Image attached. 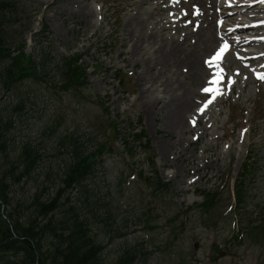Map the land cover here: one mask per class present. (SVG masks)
<instances>
[{
    "label": "rangeland",
    "instance_id": "obj_1",
    "mask_svg": "<svg viewBox=\"0 0 264 264\" xmlns=\"http://www.w3.org/2000/svg\"><path fill=\"white\" fill-rule=\"evenodd\" d=\"M110 3V4H109ZM113 1L108 0L104 5L100 0H20L16 8L20 9V14L17 19H14L4 31H0V36L3 39V44L12 47L20 52L23 45V41H28V47L25 49V54L27 56H33L35 60H38L41 56L38 51L40 47H46L51 49L54 57H73L77 53L82 56L87 55L88 52L94 57L98 56L101 62H107L110 56V59L117 63L116 55L128 52V44L123 45L122 41L123 36V27L122 23L124 22L125 13L121 15V20L119 26L113 24L115 21V15L113 10ZM88 5L93 12H89L86 8ZM106 11L108 14L105 17ZM106 20V21H104ZM107 22L111 25V31L107 33L109 27ZM43 26L47 28L43 32ZM114 39H117V44L114 43ZM41 40V43L38 41ZM108 46L104 48V44ZM109 43L112 45L110 46ZM146 50H142L136 56L135 62L136 66L128 67V72L134 77L144 71L142 63V54ZM19 63L21 59H18ZM119 60V59H118ZM16 63V64H17ZM93 64V59L86 57V64ZM10 62H8L5 57H0V66L1 68H7ZM25 64V63H23ZM166 69V68H165ZM154 72V71H153ZM146 73V70H145ZM7 74L3 72L0 74V119H6L12 115L14 109L20 103L30 102L29 97L34 100L35 94H38L39 86L36 84V79L32 78L25 81V85L20 83H13L12 90L7 91L3 86L7 83ZM61 74L55 76V81L58 83ZM165 76H168V73L165 71ZM181 79V78H180ZM94 78L90 77V83L94 82ZM181 81V80H180ZM189 78L183 79V88L188 89L186 85ZM92 94L84 98L85 107H82L78 111V126L79 134L77 136L88 139H93L94 136L101 137L105 142H108V146L105 149L104 153V165L103 169L97 165L96 175L91 182V200H85L84 203L87 204V210L90 215L94 213H103L107 215L108 213L119 217V213L125 212L124 206H121L123 203H131V195L138 189H142L144 184L139 183L134 185V190L128 191L124 189V197L120 200L118 188L115 187L114 183L117 179L120 172V163L122 158L115 154L119 150L121 139L115 138V132L110 128V122L114 120V112H116V122L123 121L127 116L132 115L133 113L127 112L129 106L124 100H119L116 104L113 101L117 100V97L107 101L96 103L95 98L98 95L96 90V85L93 83L91 86ZM140 85L134 94L135 97L138 96L140 91ZM248 94V91H246ZM133 98V95L130 94ZM237 92L231 98L230 102L238 105H242L240 102L236 101ZM226 104V102H224ZM57 107V104L54 105ZM138 113H142L139 108L140 105H136ZM109 107V110L105 108ZM158 106L155 111H157ZM27 113V112H26ZM24 113V115H26ZM23 115V116H24ZM143 115V113H142ZM145 115V112H144ZM38 117V115H37ZM146 117V115H145ZM151 119V118H150ZM147 121V125H151V130H149L148 135L151 138L155 146L161 148L165 143H168L169 146L174 141V137L171 134V131L164 133L159 124L155 123L153 126L154 120ZM43 119L39 120V125ZM38 121V118H37ZM34 124L32 120L31 125ZM45 122L43 126H45ZM167 127V126H166ZM35 124L31 132H34ZM256 128L259 129V133L254 140L250 142V149L256 150L260 153L258 159H261L260 162V173L253 182L252 189L248 196L251 205L254 207H259L263 209L264 207V124H256ZM91 132L93 135L88 134ZM263 135V136H262ZM155 137V138H153ZM116 139V141H115ZM117 142V143H116ZM241 142H238L236 145L239 146ZM245 145V144H244ZM112 148L114 154H112ZM99 145L89 142L85 145V150L89 153L97 151ZM225 149V148H224ZM242 149V148H240ZM222 150V149H221ZM191 151V150H190ZM226 153V152H223ZM246 151L243 149L236 160L229 161L227 159L225 162V168L222 169L221 180L217 182L216 180H211V178L204 175L203 182L200 181V189L208 193L214 188L215 184L224 185L228 187L230 183L237 181L238 175H236L235 170L239 168L240 163L243 162V158ZM12 154V151L10 152ZM171 154V155H170ZM170 155V161H180V156L175 154V151L168 152L167 156H164L163 160L161 157L159 160L166 164L168 162V156ZM201 150L199 152L191 151V156L195 159L197 165L202 166L203 162L200 158ZM234 159V158H233ZM65 163L71 162V159L64 155L61 158ZM182 162V161H181ZM58 164V162H56ZM70 164V163H69ZM44 165H48V162H45ZM53 174L51 180L47 181L46 175L43 174L41 170L36 171L33 174V180L29 184L14 185L13 181H9V189L7 190V208L6 212L15 213L16 217H25L27 218L33 211L30 206L35 202L36 195L39 194L42 189H50L52 195L55 194V190L59 184H61L63 172H59L56 168L55 163ZM183 166L184 163H182ZM62 170L67 169L65 165L62 164ZM102 169V170H101ZM215 170L213 167L212 172ZM66 171V170H65ZM104 172L105 177L102 176ZM241 167L239 175H241ZM181 175H185L177 179V183H180L181 180L187 181L190 176L181 171ZM196 176V175H195ZM205 182V183H204ZM150 186H144V189L147 191L143 192L147 194V201H143L145 205H148V211L145 216L136 217V225H133L139 231L147 225V227L152 226L151 229V241L149 246L153 248L163 247L167 249L169 246H176L178 243L183 242L184 250L188 253L192 252V247H194L193 258L195 264H264V253L260 252L256 246L252 248H247L246 250H236L235 254L231 256L229 252H226L220 256L216 254L213 256V259L210 263H207L205 256L209 252L210 246H215V242L212 243V233L215 230H219L216 223L210 221L211 216L220 219L222 215H227L230 211L231 203H224L219 207L213 205L208 213L201 215V212H184L190 207L191 198L189 194L178 195L180 194V189H184L186 184H177V188L165 187L157 191L159 187L157 183L150 179ZM203 187L208 189H203ZM134 191V192H133ZM141 193V192H140ZM85 196H83V200ZM167 200V202H166ZM185 201V202H184ZM156 202H161V205L156 208ZM108 203L109 207L106 208L105 204ZM138 206H143L141 203L136 204ZM141 207V208H143ZM219 208L218 216H215L217 211L216 208ZM2 211V209H1ZM222 214L220 215V212ZM93 213V214H92ZM102 215V216H105ZM114 219V222H120V225H116L114 228H107L106 231L110 234L111 239L109 242L108 253L109 260L116 261L122 251L131 246L128 245L125 240H118L114 237L118 234L127 233L129 228L125 229L126 224L123 222L122 218ZM165 217L164 220L162 218ZM127 218V217H126ZM125 218V219H126ZM139 218V220H138ZM233 214H229L227 217L228 221H232ZM260 223H264V216L261 217ZM223 226V225H222ZM229 226V225H228ZM102 228V227H101ZM100 228V229H101ZM24 229V227H21ZM95 228L93 233H97L100 236H103L102 230H97ZM132 242V241H131ZM212 243V244H211ZM196 245L198 248L195 250ZM73 248L85 249L82 243L79 241L78 245L74 242L72 243ZM227 251L228 249L225 248ZM158 250H152V253H155ZM165 256V255H164ZM219 256V257H217ZM159 262V253L151 255L149 259V264H157ZM48 264V263H47ZM166 264H172L168 262Z\"/></svg>",
    "mask_w": 264,
    "mask_h": 264
},
{
    "label": "bare ground",
    "instance_id": "obj_2",
    "mask_svg": "<svg viewBox=\"0 0 264 264\" xmlns=\"http://www.w3.org/2000/svg\"><path fill=\"white\" fill-rule=\"evenodd\" d=\"M216 0H210V6L215 5ZM198 3L197 0L194 1V4ZM162 5V2L158 4V7ZM238 14H240V20L245 17L250 19H260L261 14L264 13V7H238ZM151 23L149 18H144L142 16L130 18L128 21L127 27L130 32L137 33L139 37L137 38V43L145 40L146 43H150L153 46H158L157 48H162L163 46H171V49L174 50L175 55L168 56L164 62H172L173 65L181 70L186 71L188 75L192 77V80L197 82V86L200 89H208V86L202 81L203 75L208 71V66L205 65L204 62L199 61L200 53H208L207 51L212 47L213 43L216 42V37L213 32L209 35V37L202 36L198 39L199 45L196 47H191L188 50H183V45L180 44L179 38H164L162 36H158L154 30L150 33L148 32V26ZM245 28L240 29L239 31H244ZM255 31L257 33H261L264 31V25L259 27H255ZM248 33V32H244ZM207 41L208 45L204 48L203 39ZM135 39L134 35H130V41L133 42ZM240 43L243 44H253V47L256 48L257 52L255 56L249 57L248 61L255 65H261L264 70V40H259L255 42H246L244 40H240ZM137 51H139V47L133 43L131 47V54L134 55ZM250 55V54H248ZM247 74H249L247 72ZM264 77V75H263ZM194 107L193 100L184 99V96L177 98L175 101H172L169 106L166 107L165 112H167V116L165 120L171 129L179 134L184 136V134L189 130V124L186 121H193L196 118H199L204 114L202 111L193 112L190 117H187V114Z\"/></svg>",
    "mask_w": 264,
    "mask_h": 264
},
{
    "label": "snow or ice",
    "instance_id": "obj_3",
    "mask_svg": "<svg viewBox=\"0 0 264 264\" xmlns=\"http://www.w3.org/2000/svg\"><path fill=\"white\" fill-rule=\"evenodd\" d=\"M227 47H228V46L225 45L224 48L221 49L220 53L217 55V57H216V63H217V66H218V64H219V61L222 59L223 53L227 50ZM208 63L211 65V64L213 63V61L210 60V61H208ZM218 77H219V78H217L216 80H213V81H212L213 84L218 85V84L220 83V78L223 77V69H221L220 73L218 74ZM261 78L264 79V77H261ZM205 92H206V93H209V94H211V93L222 94V93L220 92V89H219L218 87L215 88V89H205ZM208 103H212V101L210 100Z\"/></svg>",
    "mask_w": 264,
    "mask_h": 264
},
{
    "label": "trees",
    "instance_id": "obj_4",
    "mask_svg": "<svg viewBox=\"0 0 264 264\" xmlns=\"http://www.w3.org/2000/svg\"><path fill=\"white\" fill-rule=\"evenodd\" d=\"M64 258L65 259H69V256L66 255ZM77 264H85V263H83V262L80 261V262H77Z\"/></svg>",
    "mask_w": 264,
    "mask_h": 264
}]
</instances>
